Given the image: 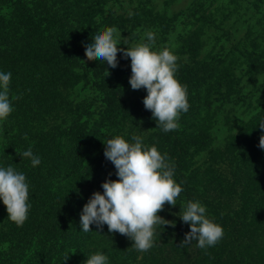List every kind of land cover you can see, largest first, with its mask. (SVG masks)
Segmentation results:
<instances>
[{
    "label": "trees",
    "instance_id": "16d2710c",
    "mask_svg": "<svg viewBox=\"0 0 264 264\" xmlns=\"http://www.w3.org/2000/svg\"><path fill=\"white\" fill-rule=\"evenodd\" d=\"M92 1L96 5L91 6L89 0H60L58 3L54 0H4L2 3L0 0V5L8 8L7 17H0V70L12 73L10 98L14 105L6 120L10 127L5 132L11 135L8 138L5 133L7 140L0 143L3 151L0 163L12 164L25 173L31 202L22 224L8 219L12 223L0 229V264H84L87 256L97 251L106 253L109 259L121 254L122 264H243L245 259H251L248 244L239 238L245 227L240 221L246 216V210L229 219L228 215L212 208L220 203L217 199L231 196L230 189L237 186L245 187L238 190L240 198L247 200L246 207L260 208L264 201L260 202L259 196L264 187L253 179L234 183L222 175L206 178L205 174L199 176L195 169L190 171L192 157L204 144L198 141L192 150L195 144L188 143L190 135L181 133L179 119L178 127L167 132L157 126L151 110L143 104L147 93L140 97H135L134 93L129 96V88L119 81L126 72L131 73L130 57L122 58V53L118 52L119 63L112 68L101 58L86 53L85 42L93 37L95 30L111 25L126 29L131 26L134 30L138 23L131 19L143 9L133 8L132 16L126 9L127 13L119 15L120 19H98L97 13H103L109 5L121 0H106L103 4L100 0ZM144 2L148 5L153 1ZM11 12H14L12 18L8 16ZM250 61L253 72L264 71V61L256 57ZM194 65L198 70L192 69L190 74L183 70L182 75L191 88L199 79L198 73L210 70L206 64L199 67L201 64L196 60ZM82 84L97 90L101 96L94 110L92 104L98 99L77 100L75 93ZM186 112L196 116L198 110L192 107ZM261 118H264V105L247 123L248 127H253L248 128L249 132L262 130L256 126ZM141 125L152 128L151 133L145 136ZM132 134L142 136L144 144L155 145L162 153H167L175 166L174 178L183 188L176 197V205L183 210L188 200H199L206 206L207 214L223 228L222 244L218 248L216 244L200 248L196 241L180 245L189 226L176 234L172 228L161 224L156 226V232L162 244H154L150 256L137 263L138 249L120 236L113 239L118 234L109 232L106 224L102 228L90 225V232L80 230V212L92 194L87 188L89 184L102 174V182L118 179L115 166L103 154L105 139L115 135L128 139ZM250 144L254 151L249 153L246 148V155L260 153L256 149H261L259 140L251 139ZM29 147L41 157V163L35 167L30 158L20 156ZM259 159L258 164L264 166V159ZM240 165L229 171L237 172ZM98 191L103 192L102 187ZM167 206L165 202L158 215L161 216ZM162 217L166 220V216ZM4 246L11 251H4ZM237 250L245 258L237 255ZM259 253L264 257V252Z\"/></svg>",
    "mask_w": 264,
    "mask_h": 264
},
{
    "label": "rangeland",
    "instance_id": "374dc122",
    "mask_svg": "<svg viewBox=\"0 0 264 264\" xmlns=\"http://www.w3.org/2000/svg\"><path fill=\"white\" fill-rule=\"evenodd\" d=\"M54 1L58 3L60 0ZM100 1L102 4L107 2L106 0ZM151 1L153 2L149 3V6L144 0L117 1L109 5L103 13H97V18L112 17L115 20L120 19L119 15L122 13H127L126 9L130 12L129 16L133 15V8L143 9L141 14L131 19L132 21L137 20L138 23L134 30L131 29V26L128 29L120 26L121 36L126 38L128 45L122 40L118 47L133 46L142 38L146 39L145 32L151 30L155 33L153 47L157 50L169 47L177 56L179 67L176 75L182 84L187 85L188 109L197 108L199 115L196 113V116H200L198 118L187 114V112H181L179 129L183 135L191 136L188 143L195 144L194 147H191L192 150L196 148L198 141H202L204 144V148H199V151L192 157L190 171L195 169L199 172V176L205 174L206 178L213 174L214 177L222 175L234 183L235 181L237 183L250 182L253 179L261 188L264 187V174H260L264 171V166L258 164L259 157L264 159V151L256 148L260 153L252 156L245 153L246 148L249 153L254 151L250 140H259L260 135L264 132V130L258 131V129H252L249 132L248 128L253 127L247 125L254 114L264 105V71L253 72L254 68L250 61L254 57L258 61H264V0ZM89 3L91 6L96 5V2L93 3L92 0H89ZM7 14L8 8L0 5V17H7ZM13 15L14 12H11L8 16L12 18ZM122 24L126 25L123 22ZM244 54H247V57ZM249 55H251V59ZM195 60L201 64L199 67L206 64L210 70L202 74L198 73L199 79L195 87L191 88V84L182 75L184 74L183 70L189 74L192 69L198 70L194 65ZM130 75L131 73L126 72L119 83L129 88V96L133 93L135 97L137 95L138 97L144 96V93L147 92L143 87L140 89L131 88ZM75 94L77 100L85 99L92 102L98 99L96 103L92 104L93 110L101 101L97 90L83 84ZM97 94L98 97L94 98ZM124 97L127 98V96ZM90 126L92 127L91 124ZM9 127L6 120L0 122V143L7 140L5 133L8 134V138L10 137L11 133L5 132ZM141 127L145 136L152 131V128L146 125H141ZM2 153L3 151L0 150V155ZM240 163L237 172L229 171ZM103 175L89 184L87 188L90 193L101 188ZM238 189H245V187L231 188L230 194L233 195V198L226 195L224 198H215L220 203L212 209L228 215L229 219H233L239 211L246 210V216L242 220L240 218L241 224L245 227L240 232L239 238L243 243L248 244L249 258L251 259L247 258L242 263L264 264V257L259 253V251L264 252V204L260 208L246 207L247 200L240 198L241 194ZM263 190L262 188L260 199L258 198L260 202L264 201ZM211 194L215 195L214 192ZM180 209V205H169L165 212L164 210L161 212V216H166V220L175 222L174 225L169 223L165 226L172 228L176 234L184 232L188 226L187 223L180 220ZM7 217L6 207L0 201V229L2 230L13 222H9L10 219L8 220ZM113 233L118 234H113V239L120 236L131 244L132 241L127 236L119 235L120 233L116 231ZM222 238L215 243L216 248L222 244ZM162 242L163 240L159 239L158 233L155 232L152 247L146 251H136L137 263L143 262L148 255L150 256L154 244H162ZM3 248L7 253L11 251L7 246ZM169 249L166 250L169 251ZM237 255H243L245 258V255L241 254L239 250H237ZM120 263L122 264L121 254L108 260V264Z\"/></svg>",
    "mask_w": 264,
    "mask_h": 264
},
{
    "label": "clouds",
    "instance_id": "9594fccd",
    "mask_svg": "<svg viewBox=\"0 0 264 264\" xmlns=\"http://www.w3.org/2000/svg\"><path fill=\"white\" fill-rule=\"evenodd\" d=\"M146 39L126 48L118 47L122 38L116 25L103 26L95 30L92 38L85 42L86 53L99 57L104 63L115 68L119 60L130 57L131 75L129 84L132 89L143 87L147 95L143 97L144 107L151 110L157 126L165 132L178 127L181 112L188 110L187 85L177 78V56L169 47L159 50L153 47L155 33L145 32ZM12 73L0 70V122L7 120L14 110L10 98ZM264 130V118L256 126ZM103 154L115 166L116 180L105 179L101 183L103 192L94 191L80 212L79 226L83 232H90V225L102 228L107 225L126 235L138 250L146 251L154 243L156 226L175 224L158 215L165 202L176 205V197L183 191L182 184L175 178V166L155 145L143 143V137L132 134L126 139L115 135L105 139ZM259 147L264 149V132L260 135ZM30 158L33 167L41 163L39 154L29 147L20 153ZM111 175V174H109ZM29 182L22 171L12 164L0 163V201L5 205L8 219L22 224L29 213ZM182 222L189 226L180 245L196 241L200 248L214 245L222 236L223 228L207 214L206 206L199 200H188L179 211ZM96 232V231H94ZM108 256L97 251L87 256L84 264H108Z\"/></svg>",
    "mask_w": 264,
    "mask_h": 264
}]
</instances>
